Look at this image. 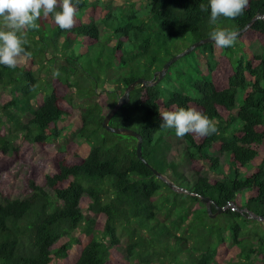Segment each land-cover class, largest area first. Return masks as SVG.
Segmentation results:
<instances>
[{
  "label": "trees",
  "instance_id": "obj_1",
  "mask_svg": "<svg viewBox=\"0 0 264 264\" xmlns=\"http://www.w3.org/2000/svg\"><path fill=\"white\" fill-rule=\"evenodd\" d=\"M144 1L139 8L146 11L147 21L141 22L126 15L134 3L113 7L111 0H79L71 30H61L51 14L41 16L37 28L24 30L31 57L15 69L0 66V90L9 96L0 107V197L7 186L2 175L17 160L20 136L39 148L56 144L64 138L59 124L79 109L81 127L75 135L90 144L85 157L76 141L57 145L49 160L52 174L33 165L30 195L0 202V264H51L67 258L73 245L80 248L75 264H264V221L248 215L264 218V56L249 53L246 61L232 62L224 55L209 67L208 76L190 83L197 98L174 91L163 100L161 82L170 84L174 65L156 86H136L110 125L142 137V158L163 180L138 159L136 139L102 126L127 86L139 78L150 81L154 70H160L156 58L147 61L144 75L134 67L120 75L108 71L106 79L111 75L112 80L106 83L95 73L86 77L79 67L83 53L103 44L114 53L130 51L136 61L158 44L165 64L178 54L167 50L169 44L188 35L198 42L219 25L242 31L264 16V0H248L242 15L221 17L215 25L209 21L210 9L201 10L208 0ZM237 40L264 44V20L254 21ZM202 46L212 53V44ZM81 99L87 102L77 104ZM180 107L207 115L217 132L181 138L174 129L160 127V113ZM169 137L185 143L194 181L168 160ZM217 155L226 158V174ZM206 167L222 180L202 176ZM84 196L90 201L87 215L80 207ZM206 206L212 215L224 210L210 218ZM119 232L128 239L125 260L117 252ZM63 238L68 241L54 249Z\"/></svg>",
  "mask_w": 264,
  "mask_h": 264
},
{
  "label": "rangeland",
  "instance_id": "obj_2",
  "mask_svg": "<svg viewBox=\"0 0 264 264\" xmlns=\"http://www.w3.org/2000/svg\"><path fill=\"white\" fill-rule=\"evenodd\" d=\"M128 1V2H127ZM112 6L121 7L125 3H134L135 8L134 10L131 9L127 11L126 15H135V19H132L131 22L138 20V21H147L145 17L146 11L140 9V6L145 4L144 0H111ZM129 7L128 9H130ZM127 9V10H128ZM127 20V19H126ZM99 25H103L99 22ZM219 28H224L230 30V25H219ZM216 27V28H217ZM152 28H154L152 26ZM215 28V29H216ZM159 31H153L154 36H158ZM117 36V35H116ZM162 37V36H161ZM117 41V38H114V42ZM196 42H193V36L188 35L184 37V39L176 40L175 42L169 44L167 46V50L171 53H182L185 50L191 48ZM157 49H159V45H152L151 51L148 53L147 58H144L142 61L133 60V54L130 51L123 50L121 53H114L112 52L113 49L107 45H97L95 47L89 48L87 52L83 53L80 57V64L79 67L84 71L86 77L92 76L94 77V73L99 76V80L101 79L102 82L105 83L108 80H112L111 75L108 79H106L105 75H108V71L113 73L115 71V75H120L123 73L122 71L127 70L129 67H134L138 70L142 75L147 72V67L145 66L147 61L151 58H156V67H160L162 69L163 65L160 60H166V55L164 48H161L157 53ZM228 49V50H226ZM249 53L251 55H263L264 56V44L255 42V41H240L236 40L234 45L229 48H218L215 44H212V53H207L204 50L203 46L196 47L190 54L186 55L185 57L180 58L175 62L174 69L170 70L171 77H169L167 82H161L162 86L165 88V94L163 100L166 99V96L169 92L180 91L182 94L191 97L197 98L198 95L195 91L190 87V83L199 81L203 78V76H208L209 74V67H213L216 62L221 58L227 56L232 62L244 60L246 61L249 58ZM118 58V61L115 62L114 58ZM126 61V64H123V61ZM25 58L20 57L18 58V63H24ZM120 65L118 62H121ZM129 61V62H128ZM131 65V66H130ZM113 69V70H112ZM177 71H176V70ZM159 70H154L153 74ZM176 72L179 73L178 78ZM139 74V73H138ZM137 74V75H138ZM152 74V75H153ZM114 75V76H115ZM113 76V77H114ZM43 77V75H42ZM153 77V76H152ZM90 81V80H89ZM100 82V83H102ZM90 83V82H89ZM103 84V83H102ZM42 95H40L37 101L33 102L35 107H38L41 102ZM9 99L8 94L4 93L0 90V107ZM77 104L80 102L85 104L87 100H76ZM79 109L75 110L73 116L69 119L65 120L59 124V129L62 131L64 138L60 139L59 142L56 144H48L45 147L39 148L34 146L30 141L24 139L23 137H19L15 141V147L18 151V157L14 165L7 171L4 172L2 178L4 182H6L7 186L4 190L3 197H0V202H3L4 199H23L30 195V190L28 186V179L31 175L32 166H37L44 174L51 175V169L49 160L54 155L57 149V145H64L71 141H76L79 144V155L81 157L86 156V152L90 148V144H86V142L78 140L76 137L77 131L81 127V122L78 118ZM168 141L170 142L171 148L168 153V160L176 163L178 165V170L184 177L189 181L192 182L195 179V175L193 173V169L191 167V162L187 159L185 152H186V145L182 141V139H177L173 137H169ZM219 156V163L223 169V172L226 174L228 172V166L226 162V158L223 155ZM245 174H248V171H243ZM201 175L207 177L210 180H222L221 175H215L210 173L209 170L204 168L201 171ZM41 184V183H40ZM43 187V184H41ZM89 199L87 197H83L81 200V209L85 215L88 214L86 211L89 205ZM201 206H197L199 208ZM207 207V206H206ZM208 208V207H207ZM235 210L239 211L240 213L244 212V210H240L235 207ZM92 216V215H91ZM98 221H102V217L96 218ZM119 237L121 238L119 246L117 247V252L121 260H125V249L128 244L127 237L119 232ZM68 240L63 238L58 241L54 249H57L64 245ZM80 254V248L77 245H73L70 249L67 258L65 259H57L51 264H75ZM219 264H227L226 261H220Z\"/></svg>",
  "mask_w": 264,
  "mask_h": 264
},
{
  "label": "clouds",
  "instance_id": "obj_3",
  "mask_svg": "<svg viewBox=\"0 0 264 264\" xmlns=\"http://www.w3.org/2000/svg\"><path fill=\"white\" fill-rule=\"evenodd\" d=\"M78 5L79 0L75 3L74 0H0V66L15 69L18 58L31 57L32 53L24 46L27 44L24 30L37 28L36 21L41 16L51 14L61 30H71ZM247 5L248 0H208L207 8L201 5V10L210 9L209 21L215 25L221 17L234 19L242 15ZM209 35L216 47L224 49L234 45L239 33L217 27ZM160 115V127L174 129L177 137L189 133L206 137L217 132L211 119L194 108L180 107Z\"/></svg>",
  "mask_w": 264,
  "mask_h": 264
},
{
  "label": "water",
  "instance_id": "obj_4",
  "mask_svg": "<svg viewBox=\"0 0 264 264\" xmlns=\"http://www.w3.org/2000/svg\"><path fill=\"white\" fill-rule=\"evenodd\" d=\"M262 19L264 20V16H257L255 19H253L252 21H250L247 26L245 27L244 30L242 31H237L239 34L244 33L247 29L250 28V26L253 24L254 21ZM204 44H214L211 37L202 39L198 42H196L191 48H189L188 50L183 51L182 53H179L177 55H175L173 58H171L168 62H166L162 69H160L159 71L155 72L153 74L152 80L148 81L145 80L143 78H139L137 80H135L133 83H131L129 86L126 87L124 93L119 96L116 104L113 106V108L109 111V113L106 115V117L103 120L102 126L103 128L110 133L116 134V135H124V136H128V137H132L134 139H136L137 141V145H136V154L139 160H141L144 165L146 167H148L155 175L158 179L163 180L164 178L162 177V175L160 173H158L155 169H153L143 158H142V143H143V139L142 137L136 133L134 130H130L127 128H121V127H112L110 125V122L112 120V118L118 113V111L125 105H127L130 102V94L135 90L136 86H140L142 88L148 87V86H156L158 83H160L163 78L165 77L167 71L169 70V68L175 63L177 62V60H179L182 57H185L186 55L190 54L196 47L202 46ZM169 186L173 189H175V186H173L171 183H169ZM203 201L206 204H209L210 201L207 198H204ZM224 209H218L216 214L212 215L211 214V209L208 208L207 209V213L209 214L210 218H215L218 214H220ZM248 215L250 216V218H253L256 221H264V218L261 216H252L251 213L249 212Z\"/></svg>",
  "mask_w": 264,
  "mask_h": 264
}]
</instances>
